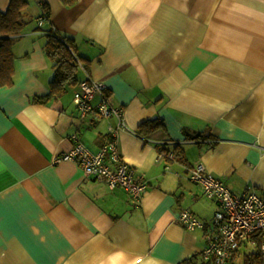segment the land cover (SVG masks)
Here are the masks:
<instances>
[{
  "label": "crops",
  "instance_id": "0c3cea01",
  "mask_svg": "<svg viewBox=\"0 0 264 264\" xmlns=\"http://www.w3.org/2000/svg\"><path fill=\"white\" fill-rule=\"evenodd\" d=\"M25 20L14 82L0 85V264H212L204 249L220 206L189 167L204 163L235 192H264V0H29ZM48 33L72 41L79 82L104 83L123 107L119 151L149 183L140 201L55 161L73 134L99 151L117 118L80 117L79 82L37 99L55 76ZM184 209L204 226L188 229ZM261 234L234 264L262 253ZM248 244L255 250L242 253Z\"/></svg>",
  "mask_w": 264,
  "mask_h": 264
},
{
  "label": "built area",
  "instance_id": "2783aa9c",
  "mask_svg": "<svg viewBox=\"0 0 264 264\" xmlns=\"http://www.w3.org/2000/svg\"><path fill=\"white\" fill-rule=\"evenodd\" d=\"M48 16L46 4L41 3L39 26L44 25ZM62 40L66 41L63 38ZM74 57L79 65L83 66L79 55L74 53ZM97 96L99 100L94 103L93 100ZM74 101L80 117L95 112L104 117L115 116L117 124L110 126L108 140L99 151H92L76 134H73L75 145L58 155L55 161H75L87 175L104 179L111 187L122 186L134 200L140 201L149 183L145 175L137 173L135 167L126 162L119 151L120 132L130 129L123 107L113 102L104 83L94 79L79 82L74 92ZM163 151L161 157L177 156L173 150ZM189 177L200 184L204 194L220 206L214 216L215 228L207 236L205 257L210 259L212 264H234L235 255L241 245L256 236V233H264V192L252 187L235 192L211 174L202 162L189 167ZM179 221L190 230L204 226V222L190 209L181 211ZM260 250L264 253V241L260 245Z\"/></svg>",
  "mask_w": 264,
  "mask_h": 264
},
{
  "label": "trees",
  "instance_id": "16d2710c",
  "mask_svg": "<svg viewBox=\"0 0 264 264\" xmlns=\"http://www.w3.org/2000/svg\"><path fill=\"white\" fill-rule=\"evenodd\" d=\"M29 5V0H11L5 12L0 11V85H11L14 82L16 71L13 45L20 37L27 22L25 20V9ZM62 40L53 33H48L45 48L48 56L53 61L55 76L51 81V89L48 94L38 96V100H46L52 95L63 94L69 85L79 82V63L74 57L77 54L72 41ZM81 58V57H80ZM151 122H155L152 120ZM149 122L144 123L146 128ZM157 124H155L156 126ZM153 125H150V128ZM260 233H256L259 236ZM263 234L258 239L260 245L264 241ZM264 264V253L254 252L246 259V264Z\"/></svg>",
  "mask_w": 264,
  "mask_h": 264
},
{
  "label": "rangeland",
  "instance_id": "374dc122",
  "mask_svg": "<svg viewBox=\"0 0 264 264\" xmlns=\"http://www.w3.org/2000/svg\"><path fill=\"white\" fill-rule=\"evenodd\" d=\"M79 75H81V72H79ZM255 247L248 244L245 248L241 249L242 253H247L248 251H254Z\"/></svg>",
  "mask_w": 264,
  "mask_h": 264
}]
</instances>
